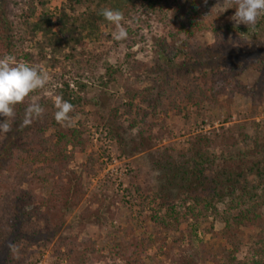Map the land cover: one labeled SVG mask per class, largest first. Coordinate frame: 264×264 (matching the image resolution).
I'll return each instance as SVG.
<instances>
[{"label": "trees", "instance_id": "16d2710c", "mask_svg": "<svg viewBox=\"0 0 264 264\" xmlns=\"http://www.w3.org/2000/svg\"><path fill=\"white\" fill-rule=\"evenodd\" d=\"M215 2L64 0L53 21L45 12L47 0H0V58L12 55L19 62L46 65L50 76L44 89L30 94L23 104L16 106L12 131L0 133V243L13 238L11 242L19 249L18 254L8 249L4 264H21L29 246L23 247L21 237L26 238L45 213L58 210L60 202L72 204L76 200L79 176L69 172L68 164L73 154L83 149L85 136L75 119L92 82L100 89L120 87L125 71L133 74L143 68L144 80L139 75L135 80L139 88L128 83L124 86L127 102L121 107L126 114L139 105L151 113L160 109L165 113L179 112L182 105L198 108L204 102L213 106L217 97L226 92L247 96L253 106L260 102L264 94V16L258 18L254 29L233 24L229 21L235 9L221 14L215 11ZM78 7H84L80 14ZM104 8L124 14L122 23L128 32L127 39L112 38L114 26L99 15ZM154 22L166 33L156 40L158 55L147 66L136 60L138 52L133 49L144 40L142 26L146 24L149 28ZM205 31L211 34L212 43L199 44L193 40ZM121 45L125 48L124 55L110 64L112 50ZM142 50L140 47L139 51ZM247 70L256 73L251 86L240 81ZM151 75H154L151 86L142 87ZM57 96L74 106L69 114L70 125H61L54 119L56 109L52 99ZM33 101L45 109L44 114L18 130L24 109ZM113 111L110 118L114 126L110 133L121 139L126 133L116 120L118 109ZM3 119L0 117V122ZM136 136L142 139L143 132L138 131ZM208 146L209 140L203 137L188 150V156L160 157L156 165L163 173L166 187L175 192L174 198L182 196L183 203L189 204L184 211L177 210L173 193L170 190L160 193L164 214L151 216V220L165 228L171 221L179 223L189 217L204 222L208 213L215 211V204L223 203L224 227L214 232L211 224L204 232L237 252L241 244L239 227L252 228L260 217L256 210L261 206L260 194L264 193V142L255 141L237 154L219 157L209 154ZM65 179L67 184L63 182ZM32 181L46 186L47 194H34L22 188ZM27 206L32 209L27 211ZM233 211L238 213L232 216ZM61 245L66 264H80V258L94 253L89 240L85 243L66 240ZM128 246L127 250H121L126 264H143L139 259L145 251L142 242L135 240ZM201 251L205 254L203 247ZM249 252L250 264H264V238L256 241ZM207 259L218 264L213 256Z\"/></svg>", "mask_w": 264, "mask_h": 264}, {"label": "rangeland", "instance_id": "374dc122", "mask_svg": "<svg viewBox=\"0 0 264 264\" xmlns=\"http://www.w3.org/2000/svg\"><path fill=\"white\" fill-rule=\"evenodd\" d=\"M63 2L47 0L45 12L53 21ZM223 3L224 0H216L215 11H219ZM83 9L78 7L77 14ZM229 22L236 24L231 19ZM142 27L144 40L133 51L138 52V62L150 66L158 55L156 40L165 35L166 29L155 22L149 28L146 24ZM193 40L210 44L212 36L205 31ZM86 42L89 45L88 40ZM106 46L110 44L106 43ZM140 47L142 51H139ZM124 52V45L113 49L108 62L114 64ZM41 68L49 73L46 65ZM137 75L144 80L143 68L133 74L125 71L120 87L100 89L95 82L89 85L83 95L82 110L75 119L85 136L83 149L73 154L68 164L69 172L79 176L76 200L72 204L60 202L58 210L45 213L39 225L28 231L26 238L21 237L23 247L29 244L21 264H66L61 255L63 249L60 251L66 240L92 242L94 253L86 254L85 259L80 258V264H126L121 250H127L128 244L135 243V240L142 242L145 248L139 257L143 264H213L208 256L215 257L218 264H250L249 251L253 250L256 241L264 238V193H259L262 200L256 212L260 217L255 226L239 227L241 244L237 252H232L223 241L204 232L211 224L214 232L224 227L223 203H216L215 211L208 213L204 222H195L189 217L179 223L171 221L165 228L153 223L151 216L164 214L163 201L158 197L160 193L170 190L175 197V192L166 187L163 173L156 165L160 157L165 154L175 159L182 154L188 156V150L203 137L209 140L206 150L215 157L237 154L255 141L264 142V94L255 106L245 95H228L226 92L217 97L213 106L204 102L198 108L190 105L183 108L182 105L179 112L165 113L160 109L151 113L139 105L126 114L121 107L127 102L124 86L128 83L139 88L140 84H135ZM153 77L149 76L141 86L150 87ZM255 79L256 73L247 70L240 81L251 86ZM47 96L52 98L50 94ZM115 109H118L116 120L126 133L121 139L110 133L114 126L110 116ZM138 131L143 132L142 139L136 136ZM63 182L67 184L66 179ZM22 188L39 195L48 192L46 186L35 181ZM183 200L182 196L174 198L177 210L184 211L189 204ZM26 209L29 211L32 206ZM237 213L233 211L231 215ZM11 240L14 241L11 238L0 243V264H4ZM202 247L206 255L202 253ZM79 251L82 253L83 247Z\"/></svg>", "mask_w": 264, "mask_h": 264}, {"label": "clouds", "instance_id": "9594fccd", "mask_svg": "<svg viewBox=\"0 0 264 264\" xmlns=\"http://www.w3.org/2000/svg\"><path fill=\"white\" fill-rule=\"evenodd\" d=\"M207 3V0H204ZM228 9H235V13L230 17L237 25L244 24L247 27L255 28L258 18L264 16V0H224L220 7V13ZM107 22L114 26L112 38L115 41L127 39L128 32L123 25L124 14L119 10L104 8L100 11ZM50 76L47 71L39 65H30L27 62H19L12 55H5L0 58V133L7 134L12 131V121L16 118L15 108L18 104H23L30 94L44 89L49 83ZM56 109L54 119L61 125H70L72 117L69 115L74 110V106L62 97L57 96L54 102ZM45 109L37 101L30 103L23 113V118L18 126L23 129L29 126L33 120L42 117ZM7 247L9 251L18 254L19 249L12 242Z\"/></svg>", "mask_w": 264, "mask_h": 264}]
</instances>
